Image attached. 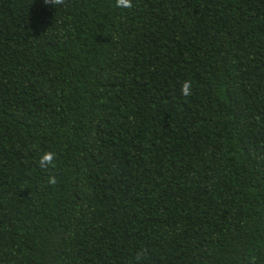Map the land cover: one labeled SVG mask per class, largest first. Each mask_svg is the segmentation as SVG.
<instances>
[{
    "label": "trees",
    "instance_id": "1",
    "mask_svg": "<svg viewBox=\"0 0 264 264\" xmlns=\"http://www.w3.org/2000/svg\"><path fill=\"white\" fill-rule=\"evenodd\" d=\"M133 5L0 0V264H264V0Z\"/></svg>",
    "mask_w": 264,
    "mask_h": 264
},
{
    "label": "clouds",
    "instance_id": "2",
    "mask_svg": "<svg viewBox=\"0 0 264 264\" xmlns=\"http://www.w3.org/2000/svg\"><path fill=\"white\" fill-rule=\"evenodd\" d=\"M45 5L55 6L57 9L60 7H67V0H43ZM116 7L121 9H132L134 7L133 0H116ZM181 94L185 97L191 95V81H185L181 86ZM58 154L54 151H44L36 161L37 167L43 172L47 173V182L51 186L57 184L56 176L53 174V170L58 167ZM147 249H143L137 252L135 257V264L141 257L147 259Z\"/></svg>",
    "mask_w": 264,
    "mask_h": 264
}]
</instances>
